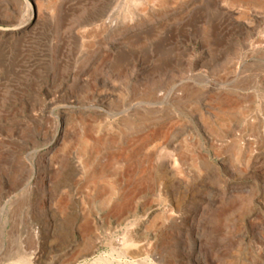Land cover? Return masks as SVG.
Segmentation results:
<instances>
[{"label":"rangeland","instance_id":"1","mask_svg":"<svg viewBox=\"0 0 264 264\" xmlns=\"http://www.w3.org/2000/svg\"><path fill=\"white\" fill-rule=\"evenodd\" d=\"M83 116L135 140L98 199ZM0 264H264V0H0Z\"/></svg>","mask_w":264,"mask_h":264},{"label":"bare ground","instance_id":"2","mask_svg":"<svg viewBox=\"0 0 264 264\" xmlns=\"http://www.w3.org/2000/svg\"><path fill=\"white\" fill-rule=\"evenodd\" d=\"M242 1V0H241ZM36 2V1H35ZM36 9L38 5H36ZM263 8V7H262ZM253 9V8H252ZM238 10V9H237ZM236 10V11H237ZM246 10V9H245ZM145 11V10H142ZM234 13V12H233ZM255 14V13H254ZM238 16V15H237ZM111 16H106L105 13L99 15L98 17H94V21L91 23L93 25L94 29L95 28H100V29H105L111 27V25L114 24V20L110 18ZM120 18V17H119ZM120 24V23H119ZM17 26V25H16ZM84 26V25H83ZM90 26V25H89ZM119 26V25H118ZM91 27V26H90ZM12 28V27H11ZM83 28V27H82ZM18 29V27H13V30ZM84 29V28H83ZM12 30V29H11ZM92 30V29H91ZM84 31H81V33H86ZM114 31V30H113ZM92 31H90L91 33ZM92 35V34H91ZM98 35V34H97ZM95 36V35H94ZM100 36V35H99ZM263 40V39H262ZM82 116V115H81ZM79 117V116H78ZM93 117V116H92ZM92 117H87L83 116L80 117L78 120L77 128L80 134L74 138L73 143H77L75 146H73L72 150V160L76 165H79L82 169V173L84 175H79L77 170H73L74 172L71 176V182L72 185L70 188L67 190V194L73 195L75 191H80L82 190L87 192L89 195H93L95 198H100L102 195H104V189L102 188V179H106L107 177L111 178L113 182L119 181L126 177L128 172H130L131 169H133L134 165V158H133V151L131 148V142L130 141H135L133 140L134 137L131 135H125L124 138L121 137H116L114 135L112 136H107L103 131L107 128L108 123L106 128L103 130L104 122L103 120H99L100 118H92ZM105 120V119H104ZM106 123V122H105ZM129 123V122H128ZM127 123V124H128ZM131 123V122H130ZM105 127V126H104ZM159 128V127H158ZM154 133H152V130L146 131L141 139H137L139 141L140 147H147L148 144L150 143V140ZM140 135V134H139ZM152 135V136H151ZM157 135V134H155ZM121 136V135H120ZM154 137V136H153ZM120 141H123V143H120ZM125 143L128 144V146L125 145ZM109 144L113 148L110 150L107 149L106 147ZM133 144V143H132ZM134 145V144H133ZM134 147V146H133ZM128 148V149H127ZM103 149L105 151H103ZM137 151V150H136ZM149 157V156H148ZM157 157V156H156ZM150 158V157H149ZM152 158V157H151ZM148 160V159H147ZM147 162V161H146ZM71 165V164H70ZM79 167V168H80ZM76 168V167H75ZM134 170V169H133ZM62 172V171H61ZM61 174V173H60ZM63 174V173H62ZM77 178H82V176H85L84 180L82 183H77V180L74 182V177ZM138 176V175H137ZM109 178V179H110ZM129 178V177H128ZM128 178L126 180H128ZM142 178V177H141ZM105 182V181H104ZM120 182H118L119 184ZM126 185V184H125ZM124 185V186H125ZM141 185V184H140ZM107 186V185H106ZM61 187V186H60ZM65 188V187H64ZM175 188V187H174ZM111 191V190H110ZM113 193V192H111ZM84 194V193H83ZM113 195V194H112ZM86 196V194L82 195ZM81 196V197H82ZM109 196V195H108ZM123 197V196H122ZM162 197V196H161ZM107 199V198H105ZM127 199V198H126ZM131 200V199H130ZM156 200V199H155ZM80 201V200H79ZM84 201V200H83ZM107 201V200H106ZM98 203V202H97ZM99 204V203H98ZM61 205V203H60ZM122 205V204H121ZM116 207V206H115ZM132 207V206H131ZM118 210L123 209L122 207H116ZM114 209L115 211L117 209ZM126 208V207H125ZM163 208V207H162ZM160 208L159 204H151L148 208L147 211V216L152 217L155 215V213L159 210H162L163 214L166 213L167 210ZM101 209V208H100ZM112 210V209H111ZM89 211V210H88ZM170 211V210H169ZM114 212V211H113ZM119 212V211H117ZM171 212V211H170ZM172 213V212H171ZM108 214V213H107ZM168 214V212H167ZM170 214V213H169ZM168 214V217L170 216ZM97 216V215H96ZM112 218V217H111ZM86 219V218H85ZM166 219V218H165ZM169 219V218H167ZM98 222V221H97ZM119 224V223H118ZM147 225V224H146ZM93 228V227H92ZM84 230V229H83ZM86 230V229H85ZM88 230V229H87ZM129 230V229H128ZM155 231V229H154ZM87 232V231H86ZM93 232V231H92ZM85 233V232H84ZM155 233V232H154ZM87 234V233H86ZM92 234V233H91ZM130 234V233H129ZM157 233L155 234H150L146 233L141 240H140V253H146L149 254L153 252L156 247L158 246V240H157ZM128 235V234H127ZM128 237V236H126ZM159 237V236H158ZM130 239V238H129ZM125 239L122 238L120 239V242H123ZM95 241V240H94ZM93 241V242H94ZM129 243V242H128ZM138 245V247L140 246ZM94 246V245H93ZM139 249V248H137ZM37 252V251H36ZM35 252V253H36ZM136 252V251H135ZM39 254V253H37ZM136 254V253H135ZM33 255V254H32ZM128 255V254H127ZM130 255V254H129ZM139 255V254H138ZM133 253H131V257H134ZM137 256V255H136ZM36 257V255H35ZM6 258V257H5ZM39 258V257H38ZM34 260V259H32ZM35 262V261H34Z\"/></svg>","mask_w":264,"mask_h":264}]
</instances>
